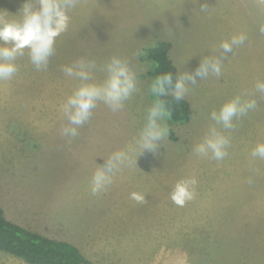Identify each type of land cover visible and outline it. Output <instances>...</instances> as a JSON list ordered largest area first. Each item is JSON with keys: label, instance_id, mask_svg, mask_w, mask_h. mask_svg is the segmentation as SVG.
I'll return each instance as SVG.
<instances>
[{"label": "rangeland", "instance_id": "1", "mask_svg": "<svg viewBox=\"0 0 264 264\" xmlns=\"http://www.w3.org/2000/svg\"><path fill=\"white\" fill-rule=\"evenodd\" d=\"M26 2L0 0V18L21 21ZM67 14L46 65L37 67L25 48L10 61L16 71L0 79L6 218L78 247L95 264H264V157L253 155L264 144V0H71ZM240 36L231 52L222 49ZM158 42L168 45L177 75L195 82L186 81L182 97L191 120L156 117L166 134L152 151L143 136L157 94L145 51ZM114 58L133 74L130 94L118 107L98 99L85 123L71 125L68 99L84 84H105ZM207 60L219 62V74L210 65L197 74ZM81 64L87 79L76 74ZM235 97L255 107L225 128L212 113ZM71 127L77 135L63 132L58 143L60 128ZM213 130L228 139L222 159L196 151ZM118 152L124 159L108 173L111 183L93 194L94 173ZM192 178L194 198L177 205V182ZM0 264L27 263L0 252Z\"/></svg>", "mask_w": 264, "mask_h": 264}, {"label": "clouds", "instance_id": "2", "mask_svg": "<svg viewBox=\"0 0 264 264\" xmlns=\"http://www.w3.org/2000/svg\"><path fill=\"white\" fill-rule=\"evenodd\" d=\"M71 0H38V7H34L30 0L23 4L20 13L22 20L18 22H8L0 18V41L5 45L11 44V47H0V79H7L16 71V66L11 63L18 53L23 49L30 50L32 62L39 67L47 63L49 56L53 52L55 38L64 32L68 27L69 16L67 8ZM204 5H202V8ZM264 31V29H262ZM244 36L234 37L230 42L225 41L221 44L225 52H231L233 45L243 43ZM209 65L212 70L219 74L220 65L218 61L207 60L197 67V74L206 73ZM85 66L80 65V71L76 74L83 79L88 78V73L84 70ZM110 76L103 85L84 84L73 96H71L66 105L65 113L68 116L71 125L80 126L91 116L92 109L96 106L98 99H103L106 103L118 107L121 101L130 94L134 87V77L127 65L118 58H114L108 65ZM69 75L73 73L72 68L66 69ZM195 79L193 76L180 75L175 81L171 74L158 77L153 86V91L159 95L171 88L176 99H181L186 92V81ZM264 90V85H258ZM255 107L254 100L244 101L241 97H235L226 102L220 109L219 114L213 112V119L222 122L225 128H231L234 116L245 114L249 109ZM165 112L161 102H157L149 112V126L146 134L143 136V147L145 150L155 151L154 141L161 139L166 134V129H160L156 126V117L162 116ZM65 135H77V128L71 127L64 129ZM228 139L212 131L211 136L206 141L197 146L198 153H206L211 150L216 159H222L227 153L225 148ZM253 155L264 157V144L258 145ZM124 159V153H115L109 161L102 165L101 169L93 175L92 192L96 194L111 183V177L108 173L115 169L119 162ZM197 181L184 179L177 182L171 199L177 205L183 206L186 201L195 196V185ZM131 198L137 202H143L142 194L133 192Z\"/></svg>", "mask_w": 264, "mask_h": 264}, {"label": "trees", "instance_id": "3", "mask_svg": "<svg viewBox=\"0 0 264 264\" xmlns=\"http://www.w3.org/2000/svg\"><path fill=\"white\" fill-rule=\"evenodd\" d=\"M168 51L165 42H158L145 51L146 60L152 64L148 75L154 78V83L158 77L168 74H171L173 81L178 77ZM158 101L162 103L172 123L183 124L191 120L190 104L183 98L176 99L171 88L157 95ZM171 133L172 140L176 141L177 138ZM0 252L11 254L27 264H95L78 247L65 241L47 238L9 221L1 207Z\"/></svg>", "mask_w": 264, "mask_h": 264}, {"label": "crops", "instance_id": "4", "mask_svg": "<svg viewBox=\"0 0 264 264\" xmlns=\"http://www.w3.org/2000/svg\"><path fill=\"white\" fill-rule=\"evenodd\" d=\"M192 2V1H191ZM61 129V133H57L56 134V141L59 143V142H61L62 141V139H63V130H62V128H60ZM50 130L52 131V132H50ZM49 131V133H51V134H53V131H54V129L52 128V129H49L48 130ZM58 131H59V129H58ZM57 131V132H58ZM35 133V135H37V133L36 132H34ZM48 145V144H47ZM52 146H53V142H52V144H51Z\"/></svg>", "mask_w": 264, "mask_h": 264}]
</instances>
